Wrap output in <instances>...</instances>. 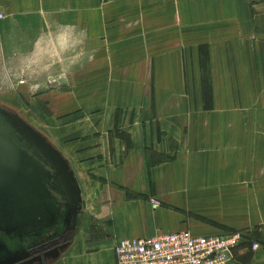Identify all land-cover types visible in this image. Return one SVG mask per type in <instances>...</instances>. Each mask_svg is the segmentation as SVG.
<instances>
[{"label": "crops", "instance_id": "crops-1", "mask_svg": "<svg viewBox=\"0 0 264 264\" xmlns=\"http://www.w3.org/2000/svg\"><path fill=\"white\" fill-rule=\"evenodd\" d=\"M118 15L129 28L150 18L157 33L181 35L143 76L151 92L135 90L128 74L121 88L111 73L102 88L90 85L111 61L96 52L87 60L86 35ZM71 31L82 35L72 60ZM42 49L47 57L38 58ZM72 64L68 79L36 71L43 65L55 77ZM8 78L16 92L42 93L48 114L73 115L46 119L73 176L45 155L76 199L74 230L15 264H115L117 239L182 229L240 231L224 264H264V0H0V94Z\"/></svg>", "mask_w": 264, "mask_h": 264}, {"label": "rangeland", "instance_id": "rangeland-1", "mask_svg": "<svg viewBox=\"0 0 264 264\" xmlns=\"http://www.w3.org/2000/svg\"><path fill=\"white\" fill-rule=\"evenodd\" d=\"M134 16L138 18L141 17V12H136ZM140 19L142 22V18ZM149 19L150 18H144V22L140 23L139 26L129 28L126 27V25L124 24L126 18L120 16L118 17V19H111V17L109 16L106 17L104 22L101 24V33L96 35H90V39L89 35H86L87 60L92 59V54L96 52V54L103 56L101 63L108 61L107 59H110L111 61V64H96L97 66L101 65L97 70L100 71L97 75L98 82L90 83V81L87 80V85L90 83V85L92 86L95 85L96 88H99V86H101L102 88L105 84H107L106 81L108 79L106 74L111 73V76H113L111 80H116L115 84L118 85L119 88H121L125 80V75L128 74L134 76L133 85L135 90H143L147 93L151 92L153 82L149 81L148 78H144L143 76H149L154 72L151 62L152 59L156 56V54L158 52H166L164 50L168 49V46L173 45L175 42L180 40L179 37L181 35L178 33H157V28L154 27L151 22H149ZM167 21L168 18H166L165 23ZM169 27L170 24H166V30H168ZM162 29L163 28H161L160 32L162 31ZM188 36L189 35L187 34L186 37ZM66 38L69 42V49L64 50V53L69 54L70 60H72L74 57H77V45L78 43L81 44L82 35H77L75 31H71L69 37ZM92 47L96 48V50H93ZM48 52L49 51L45 49L39 50L38 52L35 51L38 58L47 57L46 54ZM198 52L199 59L201 60V70L203 73H205V55L207 56V54L205 49L203 48H199ZM92 64L89 65L87 63V68L94 66ZM33 68L34 67L27 66V77H29V74L31 72L35 73V71H33ZM38 69L41 71L39 72ZM38 69H36L37 74H40L43 71L41 75L42 78L59 79L62 78L64 75V78L68 79L70 77V70L73 69L74 71H76L77 65L72 64L68 67H56L54 70L55 72H57L58 70V74L55 73L57 74L55 75V77L46 75V66L41 65L38 67ZM12 70L13 68H11V75H9L14 77L15 74ZM22 72L25 73V70H23ZM140 77L141 79H139ZM7 80H9V78ZM57 83L61 85V82L58 81L54 84ZM5 84L6 86L8 85V91L0 94V119L5 120L11 125H13L16 129L19 130V132H21V135L25 138V140L30 143L33 147L38 149L44 157H46L48 153L52 158H55V161L57 160V163L60 165L61 168L64 166L67 171H70L69 174L73 176L69 163L67 161L62 160L63 156L61 154L60 149L58 147H55L56 145L54 146V148H52V144L50 142L51 139L47 135L46 128L47 117L50 118V120H52L53 118L54 121H62V119L63 121H67L69 117L73 118V115L69 112L66 115L52 113L48 114L46 112V99L45 97H40L42 94L38 93L40 91L37 92L38 94L36 96L34 95L33 97H28L26 94H24L26 92H16L15 88L12 89L14 85V82L12 80L6 81ZM40 88L43 89V86L40 85L39 89ZM156 158L157 157H155V159ZM73 181H71V183L74 186ZM70 202L71 205L75 204L76 199L74 196L70 197ZM73 230L74 227H72L71 219L64 238L68 237ZM42 252L43 251H39V253L37 252V254L42 255Z\"/></svg>", "mask_w": 264, "mask_h": 264}, {"label": "water", "instance_id": "water-1", "mask_svg": "<svg viewBox=\"0 0 264 264\" xmlns=\"http://www.w3.org/2000/svg\"><path fill=\"white\" fill-rule=\"evenodd\" d=\"M58 172L18 129L0 119V264H14L30 254L11 250L6 239L32 243L41 233H62L73 215ZM59 229V230H58ZM53 235V232H52ZM23 237V238H21Z\"/></svg>", "mask_w": 264, "mask_h": 264}, {"label": "built area", "instance_id": "built-area-1", "mask_svg": "<svg viewBox=\"0 0 264 264\" xmlns=\"http://www.w3.org/2000/svg\"><path fill=\"white\" fill-rule=\"evenodd\" d=\"M244 235L240 231L194 235L182 229L117 239L113 253L115 264H224Z\"/></svg>", "mask_w": 264, "mask_h": 264}, {"label": "flooded vegetation", "instance_id": "flooded-vegetation-1", "mask_svg": "<svg viewBox=\"0 0 264 264\" xmlns=\"http://www.w3.org/2000/svg\"><path fill=\"white\" fill-rule=\"evenodd\" d=\"M55 227L56 226H53L50 230H48L49 232L41 233V234L37 235V237H40V239H42V240H40L36 243L31 242L34 239L33 236L28 238V240L26 242H19V240L16 241L15 239H6L5 243L13 251L22 249L23 247H25L29 243L31 245H29L25 248V252L29 253L30 255H33L39 251L51 249L63 240L68 227L62 233H59V234H58V231L53 230ZM52 232H53V235H52ZM21 238H23V237H21Z\"/></svg>", "mask_w": 264, "mask_h": 264}]
</instances>
